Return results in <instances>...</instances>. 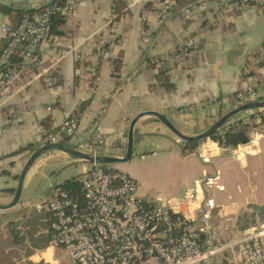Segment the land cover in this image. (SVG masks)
<instances>
[{"label":"crops","instance_id":"0c3cea01","mask_svg":"<svg viewBox=\"0 0 264 264\" xmlns=\"http://www.w3.org/2000/svg\"><path fill=\"white\" fill-rule=\"evenodd\" d=\"M53 1L0 0V7L13 11H0V50L6 26L16 27L21 15L33 17ZM118 1L129 12L116 20L115 0H75L76 15L64 18L61 34H52L40 50L57 81L54 91L26 70L12 83L0 82V205L13 201L19 175L33 152L10 155L31 144L37 150L47 121L49 133H58L65 118L75 116L77 134L63 139L65 144L82 150L96 135L105 139L103 155L123 158L130 124L141 113H161L183 134L197 136L238 107L237 92L253 90L264 100V7L219 10L214 0ZM164 3L173 8L161 16ZM187 40L193 49L185 62L171 68L153 64ZM102 45L107 55L99 58ZM117 59L122 60L119 73L113 67ZM161 71L171 76L170 89L158 81ZM15 113L20 115L17 121ZM256 122L260 120L250 123L251 141L237 149L219 147L210 139L186 152L184 142L160 120L145 116L134 128V157L112 167L136 179L140 197L149 202L173 200L204 177L211 179L212 185L202 188L205 204L197 228H216L220 243L228 244L230 239L218 229L221 223L235 220L236 232L243 236L247 230H239V217L264 206V125L255 128ZM74 164L81 168L78 175L91 167L62 153L45 156L28 173L20 202L0 209V264H73L66 249L51 246L49 214L28 222L51 189L68 180L59 178L65 173L61 171L47 191L36 192L39 171L48 166L44 172L56 174L60 166ZM214 212L221 217L214 218ZM205 264L240 261L236 250H225Z\"/></svg>","mask_w":264,"mask_h":264},{"label":"built area","instance_id":"2783aa9c","mask_svg":"<svg viewBox=\"0 0 264 264\" xmlns=\"http://www.w3.org/2000/svg\"><path fill=\"white\" fill-rule=\"evenodd\" d=\"M214 1L219 10L250 4L264 7V0ZM172 8L164 3L159 13L164 16ZM77 9L75 0H54L33 17L23 15L16 27L6 26L5 44L0 50V82L12 83L19 71L26 70L54 91L57 81L40 50L52 36L53 18L72 17ZM192 49V41L187 40L177 51L155 58L153 64L171 68L185 62ZM15 55L22 57L21 64L14 63ZM106 55L107 49L102 45L97 56ZM235 99L238 106L261 101L253 90L239 91ZM257 111L248 112L244 124L253 122L250 114L256 115L255 121L260 120ZM12 118L17 121L20 115L15 113ZM77 131L78 119L67 116L60 131L43 137L40 147L65 144L62 140L74 137ZM104 146L105 139L94 136L83 144L82 150L97 156ZM78 183L80 195L75 196L72 190L57 185L48 199L36 207L38 212L46 210L49 214L51 246L66 249L73 264H205L225 250H236L240 264H264V231L258 229L221 244L216 228H197L205 204L203 185H212L209 178L204 177L180 197L156 202L140 197L138 181L110 165L91 163L80 174Z\"/></svg>","mask_w":264,"mask_h":264},{"label":"trees","instance_id":"16d2710c","mask_svg":"<svg viewBox=\"0 0 264 264\" xmlns=\"http://www.w3.org/2000/svg\"><path fill=\"white\" fill-rule=\"evenodd\" d=\"M0 11H2L5 14H10L12 9L7 8V7H0ZM129 12V9L127 7V4L123 1H118L115 0V15H116V20H119L122 16L127 15ZM27 13H32V12H27ZM22 15L20 17L21 21ZM64 22V17H61L59 15H56L53 18L52 22V27H51V34L54 35H60L61 32L58 31V27H61ZM23 62L22 57H19L18 55H15L14 57V63L15 64H21ZM122 66V60L117 59L113 61V67L114 71L116 73H119L121 70ZM167 71H161L160 73L157 74V79L160 81L163 86H165L167 89H170L172 87V83L170 81L169 76L167 75ZM259 118L260 122L259 123H254L253 127H258L261 125H264V109L258 110L256 113ZM245 114H240L234 119H232L228 124H226L224 127H222L218 132H216L212 137L211 140L214 142H218L219 144H224L225 147L230 148V149H237L241 145L248 144L251 141L250 135H249V130L252 127V124H244V118ZM249 118L255 122L256 115L255 114H250ZM50 122L47 121L44 123L43 126V137H46L49 132H50ZM203 141H196V142H184L183 149L188 152H192L197 150L200 145L202 144ZM41 142L38 146L40 148ZM35 145L31 144L27 148L21 149L19 152L10 155V156H16L18 154L24 153L26 151L34 152ZM3 175H8L9 173L7 171H3ZM80 175L72 177L71 179H68L62 183V185L69 189L72 190L74 195H80L81 189L78 183ZM260 217V222L261 224H264V206H258L255 209L254 214H248L244 213L239 217L238 220V228L240 231H246L248 229H251L257 225V215Z\"/></svg>","mask_w":264,"mask_h":264},{"label":"water","instance_id":"95a60500","mask_svg":"<svg viewBox=\"0 0 264 264\" xmlns=\"http://www.w3.org/2000/svg\"><path fill=\"white\" fill-rule=\"evenodd\" d=\"M264 109V100L256 101L252 103H247L242 106H238L234 110L229 113L223 115L214 125H212L207 131L197 136H187L180 132L172 122L163 114L157 112H145L139 114L135 117L128 131V143H127V154L126 157H112L106 156L102 153L95 156L88 151H83L81 149H75L65 144H49L38 148L35 152H33L25 163L19 178L18 184L16 187L15 195L13 201L8 205H0V209H9L16 206L21 199L25 180L27 178L28 173L47 155L52 153H62L82 161H86L88 163H98L106 166H113L117 164H124L129 162L135 155V137H134V128L136 123L145 116H154L158 120H160L173 134H175L181 141L183 142H196V141H206L210 140L211 137L218 132L222 127L228 124L232 119L237 117L240 114L248 113L255 110ZM258 230V228L248 229L245 234L249 235Z\"/></svg>","mask_w":264,"mask_h":264},{"label":"rangeland","instance_id":"374dc122","mask_svg":"<svg viewBox=\"0 0 264 264\" xmlns=\"http://www.w3.org/2000/svg\"><path fill=\"white\" fill-rule=\"evenodd\" d=\"M168 76H169L170 81H171V76L170 75H168ZM94 136L96 137V135H94ZM48 168L49 167L47 166L46 168L39 171L38 175H40V176L38 177V180H37L36 192H40L41 189L43 190V192L45 190L47 191L50 188L52 182L57 180L61 171H64L65 173L59 178L60 179H62V178L69 179L72 176L78 175L79 174L78 172L81 170V168L76 164L70 165V166L65 165V166H60V168H59V170H57L56 174H51L48 172H44V170H46ZM48 197L49 196L45 197L42 200V202L46 201L48 199ZM32 211H33V216L31 217L32 218L31 221H29L28 223H33L34 221L36 222L39 218H41L40 216L45 217V218L48 217V212L46 210L43 211L42 215L38 213L36 208H34ZM212 214H213L214 218L221 217V212H214ZM259 221L260 220L258 219L257 225L251 229L258 228L259 232L264 231V228H263L264 225L261 224ZM224 225H226V226H224ZM45 226H46V224H45ZM235 227H236L235 220L234 221L231 220V221H225L224 223H221V227H219L218 229L220 231L221 236L224 239H230L227 241L231 242V241H234L235 239L242 236L241 233L236 232Z\"/></svg>","mask_w":264,"mask_h":264}]
</instances>
